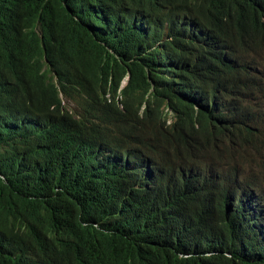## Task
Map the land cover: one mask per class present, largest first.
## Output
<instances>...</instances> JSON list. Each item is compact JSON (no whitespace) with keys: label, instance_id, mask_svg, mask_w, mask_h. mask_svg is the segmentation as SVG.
<instances>
[{"label":"trees","instance_id":"obj_1","mask_svg":"<svg viewBox=\"0 0 264 264\" xmlns=\"http://www.w3.org/2000/svg\"><path fill=\"white\" fill-rule=\"evenodd\" d=\"M0 264H264V0H0Z\"/></svg>","mask_w":264,"mask_h":264},{"label":"rangeland","instance_id":"obj_2","mask_svg":"<svg viewBox=\"0 0 264 264\" xmlns=\"http://www.w3.org/2000/svg\"><path fill=\"white\" fill-rule=\"evenodd\" d=\"M65 103H66V105H67L68 107H70V108H71V106H73V104H72L70 101H65Z\"/></svg>","mask_w":264,"mask_h":264},{"label":"bare ground","instance_id":"obj_3","mask_svg":"<svg viewBox=\"0 0 264 264\" xmlns=\"http://www.w3.org/2000/svg\"><path fill=\"white\" fill-rule=\"evenodd\" d=\"M73 186V185H72Z\"/></svg>","mask_w":264,"mask_h":264}]
</instances>
